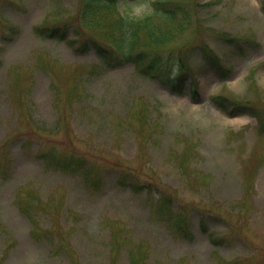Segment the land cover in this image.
<instances>
[{
	"label": "rangeland",
	"instance_id": "374dc122",
	"mask_svg": "<svg viewBox=\"0 0 264 264\" xmlns=\"http://www.w3.org/2000/svg\"><path fill=\"white\" fill-rule=\"evenodd\" d=\"M196 3L161 50L183 62L170 90L131 65L90 72L94 51L74 49L95 36L78 26L81 0H0V264H264V126L210 99L264 114V0ZM49 152L87 177L46 166Z\"/></svg>",
	"mask_w": 264,
	"mask_h": 264
},
{
	"label": "trees",
	"instance_id": "16d2710c",
	"mask_svg": "<svg viewBox=\"0 0 264 264\" xmlns=\"http://www.w3.org/2000/svg\"><path fill=\"white\" fill-rule=\"evenodd\" d=\"M197 0H150L145 14H135L125 8L122 11L120 3L126 0H81L78 10V26L93 37L85 39L75 50L82 52L93 50L100 61L90 72L95 75L101 71L111 70L124 65H131L140 76L157 79L170 90H175L176 79L185 78L181 71L183 62H177V68L168 66L169 57H164L161 50L164 46L176 41L193 24L195 9L199 7ZM34 32L44 38L65 39L67 32L58 27L38 25ZM82 34L77 30V40ZM222 37L228 43L237 42L227 34ZM72 46V43L69 41ZM204 60L210 69L222 73L227 69L222 65L217 55H214L205 44L201 49ZM182 58V57H180ZM164 64H167L164 66ZM254 72L249 75L253 78ZM212 103L225 113L245 112L257 118L259 126H264L262 109L254 106L249 100H229L226 97L210 98ZM142 115V111H138ZM41 155L46 166L63 172L80 173L87 177L88 169L74 157H64L54 152ZM92 172V169L90 170ZM139 180V179H138ZM137 177L122 180V184L138 186ZM166 205V203H164ZM176 229L181 236L186 237L184 222L177 221ZM185 232V233H184Z\"/></svg>",
	"mask_w": 264,
	"mask_h": 264
}]
</instances>
